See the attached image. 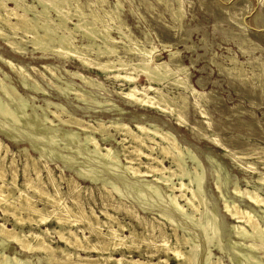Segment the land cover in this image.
Here are the masks:
<instances>
[{
	"label": "rangeland",
	"instance_id": "1",
	"mask_svg": "<svg viewBox=\"0 0 264 264\" xmlns=\"http://www.w3.org/2000/svg\"><path fill=\"white\" fill-rule=\"evenodd\" d=\"M25 1L28 4H34L39 7L38 2L34 3L33 0ZM70 2L72 4V8L69 7L70 5L68 4L67 6L69 8L67 7L66 11H69L70 9L71 14H67V16L74 14V7L78 3L80 6H82L81 10H85L83 13H85L87 17L89 16L88 19L91 17V15L95 17L97 15V28L101 30L103 28L102 32H100L101 30L98 32L97 40L95 39L96 45L94 48H91L93 49L92 51H89L91 50L90 48L85 47L88 43L87 40L82 37V30H76V32L74 31L73 34H69L68 32L62 30L58 31L59 35L65 33L67 36L71 35V37L73 38L72 44L78 50V56H76L77 54H75L74 56L69 55V57L67 56L68 54L65 55L66 53H55L50 49L45 50L46 52L50 50L46 53L45 51L37 49L36 47H34V44L31 40L33 39V34L30 32L28 34V32L26 33L25 31L20 30L19 32L17 31L16 33H13L7 26H4L2 28L6 35L9 36L8 40H10L11 42H15L17 43V45L19 44V46L25 48L24 51L19 52V54L12 47H10V45L7 44L6 40L0 38V97L2 99H0V111L5 110L2 107V103H4V107L6 106V110L7 108L8 111L10 110V108L12 110V113L11 110L10 112H8L10 114V118L8 116L7 118L4 114L3 116H5V118L7 119H4V117L2 118V112L0 115V122L2 121L4 123L6 121V123L4 124H2V122L0 123V128H3V130H5L6 132H4L5 134L0 132V140L11 149V152L8 154H6L4 149H2L0 152V154L2 153L1 156L4 158L3 163L5 165V168L8 171L7 178L10 180L12 179L11 170L13 168L16 169L19 173L20 186L25 182L23 170L24 165L26 164V158L22 150L27 149L30 153H32L34 157L37 158L40 156L39 152L42 153L45 151H50L49 155L46 154V152L45 154L42 153L44 155V161H47L51 165L54 178L59 182L62 191H68L67 183L61 181L62 172H64L67 177L76 178L79 181L81 188H90L91 190L89 191L84 190L81 192L82 196L80 206L83 207L86 212L88 211L87 213L89 214L91 209H94L95 212L99 215L101 221H107L102 211H108L112 214H115L122 224H127L131 228H134L138 233H141V235L145 232L143 227L131 215H127L124 212L116 214L113 210L112 202H104L101 194L102 190L99 189L103 188L104 183L106 185H109L110 182L113 183H110V185L107 186L108 188H115L118 186L117 188L119 190L121 189V194L126 197V200L127 198L131 200V197H133V200H146V198H149L146 201L150 202L152 206L151 208H154L155 210H159V208L174 209V202L172 201V198L177 195L178 198L176 199V203L182 206L185 211L181 214L175 211L174 219L176 220V227H178L177 233L178 235L184 236L186 239H189L194 245H198V264H204V260L208 257L212 259H209V262H216L220 260L221 264H256L259 262V264H264V251L261 252V250H259L260 252L252 251L253 253H250L251 250L248 246L259 245L258 248L260 249L261 247L264 250V232H258L257 234L260 236L251 235L252 230L243 224H239L245 229L242 233L232 229V225L234 223H237L230 219L227 213L224 212L225 210L223 211V205L225 201L229 203L239 204L238 206H240V208L253 211L254 216L258 219L257 220L255 218L258 224L261 225L264 229V207L251 206L246 198L236 196V194L234 193V189L238 186L242 190L248 189L251 191H259L261 192L259 194L264 197V0H182V2L181 0H119L120 5L117 4L118 1L116 0H103V2L101 0H76V2L75 0H70ZM86 4L88 5L86 6ZM116 6L121 8H116ZM182 7L183 11L181 10ZM118 9L119 11H117ZM178 10L180 11V13ZM54 13L55 12L51 11V15L53 17H50L52 18L54 25H56L58 24V17L56 13ZM182 15L184 16V18H180L183 17ZM116 16L118 19L116 18ZM89 20H91V18ZM77 22V18L73 17L70 21H68V26L74 29V25ZM21 31H23L29 37L25 36V34L23 32L21 33ZM105 32L106 34H111L110 37L113 40L111 41L112 43L109 42L108 45H113L117 49L118 55H116L117 58H115L116 56L111 57L110 60V62L114 63V65L116 64L115 69L117 70L114 69V71L108 73H102V70L98 69L97 67V64L99 62L106 61L103 58H99L97 54L100 50L99 48H105L103 47L105 46V43L102 40V35H106ZM74 34H76L77 37ZM20 41L25 43H22ZM119 41L120 43H118ZM27 42L31 43L29 44ZM56 43L57 42H55V44L53 43L52 45L56 47L58 45ZM81 45H83V47ZM128 46L134 49V54L130 55L129 53H127ZM35 48L37 49V51L35 50ZM154 50L156 53L152 52ZM165 50H169V52L173 53L174 56L170 59V53L164 52ZM87 51H89V54L86 53ZM146 51H151L152 53V56L149 55L152 57L151 65H155V63L156 65L161 63L166 64L167 70L166 68H161L162 70H158L157 73L159 75H164L166 73L168 79L166 78L165 81L163 80L162 82H157L155 80L153 81L151 79V82H149L150 80L144 74L146 69L141 72V64L144 63L145 58H148V55L145 53ZM83 56H85L87 59ZM81 58L90 61L88 64L91 65H88L86 67L83 66L80 60ZM6 61H10L14 66V69L11 68L10 65L8 66ZM120 62L127 64L126 68H120ZM18 66L22 68H19ZM47 67H49L50 69ZM119 69L121 70L119 71ZM136 69L138 71H136ZM19 71L22 73L18 74ZM134 71H136V73ZM160 71L162 72L161 74ZM166 71H168V73ZM238 71L239 73L243 71L244 73L242 74L244 76H241L240 78L241 74H238ZM118 72H120L123 76L126 73H130L131 75L129 74V76L136 79V84L133 86H136L141 93L143 92V90L151 88L149 94L147 93V95L149 98L153 99L154 105L146 107L138 103L131 102L132 100L125 96L131 88L129 83L126 80L124 81L122 79H114V74ZM74 73H79L86 78L94 80L95 82L92 85H87L80 78L75 77L73 75ZM24 75L27 76L25 77ZM136 75H138V77ZM28 76L30 77V80ZM178 79L181 83V85L179 86L174 83V80ZM1 83H4L3 85H5V89H7L9 84L11 83V86H9V88L7 89L8 94H6V90L3 91L4 88L1 89ZM99 84L102 85L99 86ZM187 87L188 89H186ZM78 88L81 90H79ZM11 93L13 96L11 95ZM15 93L19 95H16ZM80 94H82V98L80 97ZM83 95H85L86 97ZM7 96H11L10 99L12 100L8 99ZM138 97L142 96L138 95ZM18 98H20V100ZM161 98H163L166 103L159 102ZM24 99L25 101L28 100V103L25 102ZM89 100L90 102H88ZM93 100L95 101V103L93 102ZM12 101L14 102V105ZM5 102H7L8 107ZM49 102L53 105L48 104ZM109 102L111 103V105ZM54 104H57L58 106ZM26 105L29 106L26 107ZM49 105L53 107H50ZM22 106H25L26 109H29L25 110ZM156 108H158V110ZM19 110L21 113H19ZM54 112L58 113L63 120H68L70 119V117L77 118L86 124L93 125L94 127L100 123H105L104 125H106L107 127V132L105 133V135H93V141L98 142L97 144L101 146L100 151H96L93 142L87 140V136L90 133L86 134V131H83L79 127L76 128L77 126L75 125L63 124L61 119L55 117ZM8 113L6 112V115ZM15 113L19 115V117L22 114L23 117L24 115H27L24 117V119L21 118V120L28 119L27 121H29L27 122L28 124H25L23 126L29 125L31 122H33V124L31 123V125H29L30 127L26 126L27 128L22 126L20 127V125H22V122L19 120L20 118H17L18 116ZM65 113L70 117L65 116ZM35 115L37 118H35ZM179 115L182 117V120H184V124L178 122ZM11 117H13L14 119L17 118L18 120H13V118ZM8 119L11 121H8ZM11 122L12 124H10ZM35 122L36 124H38L39 122L38 125L40 126L42 124L44 125H42L41 127L37 125L35 129V127H32V125H36L34 124ZM113 122L126 125L128 124L130 130L139 136L141 135L139 126L149 129L151 133H154L155 130L161 133L163 131L171 132L172 138L174 140H163L162 138L157 136L155 139L156 143H147L146 145L149 147L143 148L144 153H153L152 157L154 160L149 162L145 157H141L140 160L131 162L130 159L131 157H133V155L131 156L130 154L131 152H133L132 148H135L136 143L133 142L128 136L126 137L122 132L118 130L116 131V129L113 130ZM18 123H20V125ZM6 125L8 126V128L4 127ZM43 126L50 128L49 130L46 129L45 131H49L51 134L49 132L48 134H46L47 132L45 133L44 131L45 127L44 129H42ZM10 127L12 128L11 131ZM13 127H16L17 129ZM33 129L35 130L36 134L34 133ZM37 129H42L43 131H37ZM14 130L17 132L13 133ZM20 130H26V132H21ZM71 130L76 134L72 135V132H68ZM37 132L41 134L39 135ZM22 133L26 134L22 135ZM151 133L150 135L152 136ZM6 134L8 137L10 135L11 136L8 138ZM30 134L33 135L32 137H35L36 139L32 140ZM49 134L54 138H52ZM64 134H67L65 135L66 137L71 134L70 136H68L69 138L67 137L68 139L73 136V139H71L72 143L70 142V140H67L65 138ZM109 134H111V136ZM26 135L27 137L30 136V138H27ZM45 135L47 137L49 136L51 139L47 138ZM77 135L79 136V140H76L78 138ZM40 136L44 138H40ZM60 136L65 138L64 140L66 141H64ZM12 137H15V139L19 138L18 140L25 141L23 145L19 146L14 142V139H11ZM37 137L40 140L42 139L43 141H40L39 139H37ZM58 139L61 140V142ZM73 140L77 141H74L76 144L73 142ZM102 140L105 141L102 142ZM64 143H66L67 145L65 146ZM30 144L37 146L41 150H35V148L37 147H34L33 145L30 146ZM80 144L82 145L80 146ZM67 146L69 147V149ZM82 146H86V150H84V147L81 148ZM162 147L167 148L168 151H163L161 149ZM49 148H51V150H49ZM62 148H64V150H62ZM66 148L68 150H66ZM107 148L112 149L111 153L108 155L106 152ZM170 148L172 151L169 150ZM186 149H188L189 152ZM19 150L21 151L19 152ZM32 150L35 152H33ZM52 150H55L57 152ZM69 150L72 152H70ZM88 150H90V152ZM80 151H82L81 154L85 152L83 154L84 156L80 154L82 156L81 157L79 155ZM173 151H175V154ZM54 152L60 157L63 155L65 158H57L58 155L55 156ZM87 152L91 154L89 155ZM53 153L54 155L52 156L51 154ZM116 153L119 155V157H117ZM180 154L183 155V164L186 171L190 173V175L188 176L190 178L187 177L186 183L189 184L190 180L195 177L196 173H203L205 171V179L203 178L202 181V193L204 192L202 194V197L203 200L206 197L204 200V205H206V208H204L203 206V209H199L200 212H194L191 207L188 208L185 199L179 198L180 193H178L176 190L170 189L177 188L179 186L181 181L178 177L174 176L168 183H163L160 180V175L162 174L166 177L169 176V169L172 172L173 170H178L176 169L178 160L176 157H178ZM47 156L49 159L47 158ZM68 156L72 158H69ZM128 156L130 159L128 158ZM118 158L120 159L121 163L119 162ZM65 159H67L68 161ZM50 160L52 162H50ZM74 160H79L83 163H80L78 161V163H80L81 165H75L77 162ZM156 161H158L159 163ZM172 161L176 162L174 163ZM72 163L75 164L72 165ZM100 163H103L102 166ZM108 163L111 165H109ZM113 163L114 165L116 164L115 167L118 170L114 169ZM151 163L154 164L152 165ZM118 164L122 165L123 167H120V165ZM159 164H161L162 166ZM103 165L106 168L103 167ZM149 165L151 167L162 170V172H156V174H145V172L147 171L146 168H148ZM110 166H112V168ZM118 166L120 169L118 168ZM84 167H87L89 169H85ZM162 167L165 168L162 169ZM196 167L197 169L199 167V169H194ZM41 168L42 181L46 183V185H43L42 188L53 191V187L49 183L47 171L43 166ZM122 168L123 170H121ZM76 169H78L79 171ZM124 169H126L127 171ZM134 169H137V173L134 172ZM61 170L63 171L61 172ZM96 170H99L100 173H98V171ZM110 171L113 172V175L109 173ZM85 172L90 173L91 175L95 174L96 179L98 178V182L99 180L101 182V178H103L104 180L106 178L107 180H102L101 183H97L98 185L79 180V173L85 174ZM114 173H116V175ZM31 174L35 178V173ZM122 175L124 176L121 177ZM226 178L228 180H226ZM216 182L220 183L217 184ZM142 184L143 186L140 187ZM145 185L146 187H148L146 188ZM167 185L170 188H168ZM134 187L137 189H135ZM191 188L193 187L191 186ZM124 189H128L127 192ZM140 189L141 191H144L143 194ZM171 191L174 193H172ZM155 192L159 194L155 195ZM127 193H130V195H128ZM29 194L33 195L31 191H29ZM140 194H142L144 199L142 198V196H140ZM159 195L162 197H159ZM186 195H188V193ZM167 196H169L170 198ZM35 198L37 200V206L43 208L44 202L41 201L37 195L35 196ZM151 198L154 199V201ZM161 198H165L166 200H161ZM68 201L70 203L69 205L73 204L70 199H68ZM161 202L164 205L160 204ZM77 207L79 208V206H76V208ZM208 209L210 210V212ZM140 213L144 216L141 211ZM153 213L156 214L157 212L155 211ZM210 213L215 214L217 218L215 217L214 221L217 222L212 221L214 216L212 217ZM0 216H3L2 212H0ZM146 216L151 219L157 218L156 216L152 215V212L151 216ZM203 217L205 218L202 219ZM8 219L10 220L8 225L11 226V224L13 223V218L8 217ZM202 220L205 222H203ZM215 223L218 224L216 225V227H219L218 231L215 227ZM206 224L208 226L212 224L209 228V230H211L208 231L210 237H213V232L216 231V236L220 235L218 236L219 239H217V242L219 241L218 246L217 242L214 240V242L212 241V244L210 246L205 245L207 243L202 229L203 227H206ZM30 228V225L27 224L25 231H29ZM43 228L45 229V227ZM48 228H57V224L50 223L48 225ZM77 228H83L81 223H79L78 226H72V229L74 231L77 230ZM34 229L37 232L39 231L36 226L34 227ZM163 229H165L164 231H166L165 234L170 243H168L170 247H179L176 242V237L174 236L175 233L172 231L170 224L165 225ZM188 229L191 231H189ZM246 230H248V232ZM126 234L129 236L128 231ZM239 234H242L243 236ZM80 235L82 234L80 233ZM194 235L196 236L195 240H192V238H194ZM238 235L242 237H239ZM87 236H90V234L87 233ZM249 236H251V239ZM252 236H254L255 238ZM151 238L153 239H151V244L149 245L147 243L145 244V242L138 241V243L140 244V247H138L139 249L132 248V250L127 251L124 249L122 251H117L114 254L119 258L122 257L123 254H126L127 257H132L143 262H158L160 258H162L163 261L169 258L170 264H177L174 255L172 253L166 254L162 249V238L159 236V233H155L154 236H151ZM196 238L201 239H198L199 243H197L198 241L196 240ZM244 238H246V240ZM91 241L96 242L97 238L95 236H92ZM252 241H254V243ZM52 244L54 247H64V244L61 243L57 237L53 239ZM233 244L237 245H235V247H240L235 248ZM220 245L223 249L220 247ZM184 247H182V250L183 252H186L187 248ZM244 247L246 249H244ZM203 250L204 252H201ZM207 250L210 251L208 252ZM222 250L224 251V254ZM207 252L210 256L207 254ZM245 252L248 255L245 256ZM83 255L85 256L87 254ZM90 255L94 256L95 258L98 257V254L96 253H92ZM242 255H244L245 257H243ZM249 255H254V257L257 255V257H255L254 259V257ZM204 256L206 257L204 258ZM33 259V263L38 264L37 257H34ZM255 260H258V262Z\"/></svg>",
	"mask_w": 264,
	"mask_h": 264
},
{
	"label": "bare ground",
	"instance_id": "2",
	"mask_svg": "<svg viewBox=\"0 0 264 264\" xmlns=\"http://www.w3.org/2000/svg\"><path fill=\"white\" fill-rule=\"evenodd\" d=\"M99 1V0H98ZM103 2V0H101ZM118 1L117 4H119V0H116ZM125 1V0H124ZM134 1V0H133ZM180 1V0H179ZM34 3H37L38 2V6L34 5V4H28L25 0H0V38L4 39L7 41V44L10 45V47H12L15 51H17L18 53L19 52H23L25 48L19 46V44L17 45V43L15 42H11L10 40H8L9 36L6 35V33L4 32V30L2 29L4 26H7L13 33H16L17 31L19 32L20 30H23L25 31L26 33L29 32L33 34V39L32 42L34 44V47H36L37 49L39 50H42V51H45L47 49H50L52 51H54L55 53L56 52H61V54H65L67 56H71V55H75L78 53V50L73 46L72 44V37L71 35L70 36H67L65 33H62L61 35H59L58 31L59 30H62V31H66L68 32L69 34H73L74 31L76 32V30H82V37L84 39L87 40V43L86 44V48H94L95 45H96V41L95 39L97 40V37H98V32L101 30V29H98L97 28V25H96V17L91 15V20L88 19L87 15H85V13H83L84 11L81 10L82 6H80L78 3H74L76 4L75 7H74V14L70 15V16H67V14H71V11L69 9V11H66L67 9V5L69 4L72 8V4L70 2V0H33ZM76 2V0H75ZM101 2V3H102ZM109 2V1H108ZM182 2V0H181ZM159 3V2H158ZM162 3V2H161ZM100 4V3H99ZM163 4V3H162ZM172 4V3H171ZM14 5V7H13ZM85 5V4H84ZM88 4H86L87 6ZM106 5V4H105ZM164 5V4H163ZM169 5V4H168ZM12 6V7H11ZM68 7V8H69ZM89 7V6H88ZM118 6H116L117 8ZM85 8V7H83ZM118 8H121V7H118ZM123 8V7H122ZM174 10V9H173ZM183 11V7L181 9ZM51 11L55 12L56 15H57V19H58V24L54 25V22L52 20V18L50 16L51 15ZM104 11V10H103ZM115 11V10H114ZM119 11V9L117 10ZM123 11V10H121ZM125 11V10H124ZM171 11V10H170ZM175 11V10H174ZM179 11V10H178ZM116 12V11H115ZM54 13V14H55ZM91 13V12H90ZM118 13V12H117ZM180 13V11H179ZM95 14V13H94ZM117 15V14H116ZM177 15V14H176ZM181 15V14H180ZM179 15V16H180ZM114 16V15H113ZM120 16V15H119ZM183 16V15H182ZM53 17V16H52ZM56 17V16H55ZM73 17H76L78 22L74 25V29L70 28L68 26V21H70ZM115 17V16H114ZM176 17V16H175ZM111 18V17H110ZM117 18V16H116ZM180 18H184L183 17H180ZM99 19V18H98ZM104 19V18H103ZM118 19V18H117ZM177 19V18H176ZM182 20V19H181ZM56 21V20H55ZM104 21V20H103ZM102 21V22H103ZM117 21V20H116ZM121 21V20H120ZM72 22V21H71ZM105 22V21H104ZM119 22V20H118ZM121 23V22H120ZM71 24V23H70ZM101 24V23H100ZM123 24V23H122ZM121 24V25H122ZM3 25V26H2ZM105 25V24H104ZM102 26V25H101ZM6 27V28H7ZM109 27V25H108ZM114 27V26H113ZM117 28V27H116ZM122 28V27H121ZM125 28V27H124ZM108 29V28H106ZM103 30V28H102ZM102 30L100 32H102ZM110 30V29H109ZM21 31V33L23 32ZM107 31V30H105ZM118 31V30H117ZM7 32V31H6ZM10 32V31H9ZM80 32V31H79ZM78 32V33H79ZM24 33V32H23ZM108 33V32H107ZM12 34V33H11ZM25 34V33H24ZM23 34V35H24ZM68 34V35H69ZM106 34V32H105ZM122 34V33H121ZM76 35V34H74ZM102 35V34H100ZM111 35V34H110ZM109 33L106 34V35H102V40L103 42L105 43V47L104 49L101 47L99 48L100 50L98 51V57L99 58H103L105 59L106 61L104 62H99L97 64V67L98 69L102 70V73H108V72H112L114 71V69L116 68L114 63L110 62L111 60V57H115L117 55V49L113 46V45H108V43H112L111 41L113 39H111ZM16 36V35H15ZM25 36H27L25 34ZM79 36V34H78ZM122 36V35H121ZM14 37V35H13ZM18 37V35H17ZM29 37V36H27ZM71 37V38H70ZM77 37V35H76ZM123 37V36H122ZM125 37V35H124ZM127 37V36H126ZM28 39V38H27ZM83 39V40H84ZM22 40V39H21ZM75 40V39H74ZM22 42V41H20ZM55 42H57L56 44H58L56 47H54L52 44ZM101 42V41H100ZM22 43H25V42H22ZM27 43H31V42H27ZM102 43V42H101ZM120 43V41L118 42ZM130 43V42H128ZM32 44V45H33ZM116 44V43H114ZM152 44V43H151ZM132 45V44H131ZM134 45V44H133ZM153 45V44H152ZM31 46V45H30ZM83 47V45H81ZM98 46V45H97ZM96 46V47H97ZM126 46V45H125ZM124 46V47H125ZM33 47V48H34ZM78 47V46H76ZM99 47V46H98ZM35 48V50L37 51V49ZM166 48V47H165ZM80 49V48H79ZM153 49V48H152ZM48 50V51H50ZM83 50V49H81ZM93 49L89 50V51H92ZM138 50V49H137ZM47 51V52H48ZM89 51H87L86 53H88ZM158 51V50H156ZM40 52V51H39ZM46 52V51H45ZM43 52V53H45ZM46 52V53H47ZM53 52V53H54ZM84 52V51H83ZM152 52H155L152 51ZM160 52V51H159ZM164 52H169L168 51H164ZM51 53V52H50ZM85 53V52H84ZM96 53V52H94ZM127 53H129L130 55L131 54H134L135 51L133 48H131L130 46H128V50H127ZM140 53V52H139ZM147 55H148V58L146 59L145 58V61L142 65V71H144V69H146L145 71V75L146 77L150 80H148L149 82H151V79L154 81H157V82H162L163 80L165 81V79L167 78V74L163 73L164 75H159L157 73L158 70H160L161 68H166L167 70V67H166V64L165 63H161V64H158L156 65H151V61H152V53L151 51H146L145 52ZM144 53V54H145ZM156 53V52H155ZM170 53V52H169ZM20 54V53H19ZM89 54V53H88ZM137 54V53H136ZM96 55V54H95ZM143 55V53H142ZM151 55V56H149ZM59 56V55H58ZM69 56V57H70ZM78 56V54L76 55ZM89 56V55H88ZM97 56V55H96ZM118 56V55H117ZM117 56L115 58H117ZM174 56L173 53H170L169 54V57L170 59ZM60 57V56H59ZM65 57V56H64ZM84 58H86L85 56H83ZM146 57V56H145ZM77 58V57H76ZM84 58H81V63L83 66H88V65H91V64H88L90 61H87L86 59ZM120 58V57H119ZM5 59V58H4ZM70 59V58H68ZM75 59V58H74ZM89 59V58H88ZM94 60V59H93ZM234 60V59H233ZM120 61V60H119ZM236 61V60H235ZM1 62V61H0ZM8 66L10 65L11 68L14 69V66L12 65V63L10 61H6ZM93 63V62H92ZM17 65V64H16ZM118 65V64H117ZM137 65V64H135ZM127 64H124L123 62H120V68H126ZM140 66V65H139ZM19 67V66H18ZM55 67V66H54ZM131 67V66H130ZM19 68H22V67H19ZM49 68V67H47ZM91 68V67H90ZM129 68V67H128ZM138 68V66H137ZM50 69V68H49ZM12 70V69H11ZM47 70V69H46ZM97 70V69H96ZM117 70V69H115ZM121 69H119L120 71ZM162 70V69H161ZM184 70V69H183ZM231 70V69H230ZM241 70V69H240ZM136 71H138L136 69ZM136 71H134L136 73ZM164 71V70H163ZM169 71V70H168ZM168 71H166L168 73ZM237 71V70H236ZM2 72V71H1ZM24 72V71H23ZM70 72V71H69ZM165 72V71H164ZM173 72V71H172ZM171 72V73H172ZM235 72V70H234ZM241 72V71H240ZM16 73V71H15ZM19 73H22V72H18ZM50 73V72H49ZM140 73V72H139ZM162 72L160 71V74ZM185 73V72H183ZM242 73H244L243 71L241 73H239L238 71V74H241L240 75V78L241 76H244ZM130 74V73H129ZM128 73H126L124 76L118 72V73H115L114 74V79H122V80H126L129 85L131 86L130 90L128 93H126V97H128L130 100H132L131 102L133 103H138L140 105H143V106H151V105H154L153 103V99L152 98H149L147 93L149 94V91L151 90L150 89H147V90H143V92L141 93L138 88L136 86H133L135 85V81L136 79L135 78H132L129 76ZM134 74V73H133ZM175 74V73H174ZM232 74V73H231ZM235 74V73H234ZM56 75V73H55ZM75 77H78L80 78L83 82H85L87 85H92L95 81L90 79V78H86L85 76L79 74V73H74L73 74ZM131 75V74H130ZM135 75V74H134ZM176 75V74H175ZM174 75V76H175ZM247 75V74H246ZM7 76V75H6ZM25 76V75H24ZM27 76V75H26ZM25 76V77H26ZM138 77V75H136ZM170 76V75H169ZM8 77V76H7ZM6 77V79H7ZM29 77V76H28ZM57 77V76H56ZM72 77V75H71ZM140 77V76H139ZM145 77V76H144ZM239 77V76H238ZM9 78V77H8ZM23 78V77H22ZM175 78V77H174ZM32 79V78H31ZM139 79V78H138ZM168 79V78H167ZM170 79V78H169ZM4 80V79H3ZM10 80V79H9ZM23 80V79H21ZM29 80H30V77H29ZM244 80V79H243ZM248 80V79H247ZM2 81V80H1ZM26 81V80H25ZM81 81V82H82ZM169 82V81H168ZM24 83V82H23ZM166 83V82H165ZM174 83L176 85H181L179 79L178 80H174ZM184 83V82H183ZM4 84V83H3ZM2 85L1 89L4 88L3 91H7V89L9 88V86H11L9 84L8 88H7V85H6V88L5 89V85ZM173 84V83H172ZM186 84V83H185ZM184 84V85H185ZM26 85V84H24ZM96 85V84H95ZM102 85V84H99V86ZM4 86V87H3ZM55 86V85H54ZM70 86V85H69ZM75 87V86H73ZM72 87V88H73ZM77 87V86H76ZM182 87V86H180ZM11 88V87H10ZM60 89V88H59ZM79 89V88H78ZM83 89V88H82ZM102 89V88H101ZM188 89V87L186 88ZM185 89V91H186ZM14 90V89H12ZM61 90V89H60ZM81 90V89H79ZM104 90V89H103ZM258 90V89H257ZM66 91V90H65ZM156 91V90H155ZM195 91V90H194ZM2 92V91H1ZM10 92V91H9ZM15 92V91H14ZM17 92V91H16ZM39 92V91H38ZM70 92V90H69ZM68 92V93H69ZM89 92V91H87ZM123 92V91H122ZM86 93V91H85ZM141 93V94H140ZM157 93V92H156ZM8 94V91L7 93ZM16 95H19L17 93H15ZM64 94V93H63ZM73 94V93H72ZM84 94V93H83ZM159 94V93H158ZM198 94V93H197ZM4 95V94H3ZM12 95V93H11ZM66 95V94H65ZM69 95V94H68ZM82 94H80V97H81ZM89 95V94H88ZM91 95V94H90ZM97 95V94H96ZM102 95V93H101ZM138 95H141L142 97H138ZM161 95V94H160ZM196 95V93H195ZM9 96V95H8ZM7 96V97H8ZM13 96V95H12ZM22 96V95H21ZM64 96V95H63ZM78 96V95H77ZM85 96V95H83ZM11 97V96H10ZM10 97H8V99H10ZM20 97V96H18ZM86 97V96H85ZM23 98V97H21ZM65 98V97H64ZM82 98V97H81ZM90 98V97H89ZM93 98V96H92ZM91 98V99H92ZM202 98V97H201ZM1 99V97H0ZM20 100V98H18ZM99 99V98H98ZM97 99V100H98ZM2 100V99H1ZM6 100V99H5ZM12 100V99H10ZM23 100V99H22ZM175 100V99H174ZM185 100V99H184ZM9 101V100H8ZM14 101V100H13ZM12 101L13 105H14V102ZM25 101V99H24ZM28 100H26L25 102H27ZM87 101V100H86ZM187 101V100H186ZM203 101V100H202ZM17 102V101H16ZM51 102V101H50ZM48 103V104H52V103ZM85 102V100H84ZM90 102V100L88 101ZM92 102V101H91ZM93 102L95 103V101L93 100ZM159 102H163V103H166V101L161 98L159 100ZM7 104V102H5ZM28 103V102H27ZM105 103V102H104ZM110 103V102H109ZM169 103V102H168ZM4 103H2V107L5 109V110H2L0 111V115H1V112H2V118L4 117V119H7L10 114L8 112H10V110L8 111V108L6 110V106L4 107L3 105ZM5 104V105H6ZM18 104V103H16ZM21 104V103H20ZM47 104V105H48ZM99 104V103H98ZM101 104V103H100ZM106 104V103H105ZM104 104V105H105ZM171 104V103H170ZM195 104V103H194ZM22 105V104H21ZM46 105V104H45ZM53 105V104H52ZM54 105H57V104H54ZM60 105V104H59ZM109 105V104H108ZM111 105V103H110ZM156 105V103H155ZM161 105V104H160ZM12 106V105H11ZM20 106V105H19ZM29 105H26V107H28ZM42 106V105H41ZM50 107H53L51 105H49ZM58 106V105H57ZM88 106V105H87ZM115 106V105H114ZM162 106V105H161ZM164 106V105H163ZM7 107H8V104H7ZM17 107V106H15ZM23 107V106H22ZM21 107V109H22ZM24 106L23 108L25 110L29 109ZM62 107V106H61ZM79 107V106H78ZM81 107V106H80ZM94 107V106H93ZM153 107V106H152ZM14 108V107H13ZM154 108V107H153ZM18 109V108H17ZM59 109V108H58ZM64 109V108H62ZM152 109V108H151ZM155 109V108H154ZM158 110V108H156ZM187 109V108H186ZM33 110V109H32ZM50 110V109H49ZM57 110V109H56ZM161 110V109H160ZM16 111V110H15ZM18 111V110H17ZM22 111V110H21ZM24 111V110H23ZM61 111V110H60ZM64 111V110H63ZM69 111V110H68ZM164 111V110H163ZM202 111H205V110H202ZM6 112L9 114L6 115ZM58 112V111H57ZM167 112V111H166ZM11 113H12V110H11ZM19 113L20 110H19ZM18 113V114H19ZM23 113V112H22ZM34 113V112H33ZM63 113V112H62ZM69 113V112H68ZM206 113V112H205ZM3 114L7 117L5 118V116H3ZM16 114V113H15ZM25 114V113H24ZM66 114V113H65ZM64 114V115H65ZM14 115V114H13ZM17 115V114H16ZM23 115V114H22ZM20 116L17 115L18 117L17 118H20L19 120L22 122H20L22 125H20V123H18L20 125V127H28L29 125H31V123L33 124V122H31L29 125H26V126H23L25 124H28L26 119L25 120H21V118L24 119L25 116L27 115H24L23 116ZM33 115V114H32ZM42 115V113H41ZM54 115L55 117L61 119V116L54 112ZM63 115V116H64ZM177 115V114H176ZM65 116H68V114H66ZM15 117V116H14ZM54 117V116H53ZM70 117V116H68ZM10 118V117H9ZM13 118V117H11ZM16 118V119H17ZM27 118V117H26ZM34 118V117H33ZM35 118L36 115H35ZM40 118V117H39ZM49 118V116H48ZM13 118V120H16ZM1 120V119H0ZM18 120V119H17ZM39 120V119H38ZM37 120V121H38ZM5 121V120H4ZM8 121H11L8 119ZM26 121V122H25ZM40 121V120H39ZM61 121L63 122V124H66V125H75L77 126L76 128H81L83 131H86V134H89L87 136V140L89 141H92L93 144H94V148L96 151H100V145H98L97 143L98 142H94L93 141V135H105V133L107 132V127L106 125H104L103 123H100L98 124L97 126H93V125H90V124H86L84 122H82L81 120L77 119V118H71L68 119V120H63L61 119ZM99 121V120H98ZM109 121V120H108ZM184 120H182V117L179 115L178 116V122L179 123H183ZM2 122V121H1ZM0 122V123H1ZM19 122V121H18ZM24 122V124H23ZM45 122V121H44ZM6 123V121L4 122ZM2 122V124H4ZM89 123V122H88ZM12 124V122L10 123ZM36 124V122L34 123ZM39 124V122H38ZM36 124L35 126L32 125V127H37ZM42 124V123H41ZM184 124V123H183ZM186 124V123H185ZM44 125V124H42ZM41 125V126H42ZM55 125V124H54ZM59 125V124H58ZM57 125V126H58ZM62 125V124H61ZM60 125V126H61ZM112 125V123H111ZM153 125V124H151ZM16 126V125H15ZM40 126V125H38ZM40 126V127H41ZM46 126V125H45ZM42 129H44V127ZM113 126H114V129H116V131H120L122 132L126 137L128 136L129 138H131V140L133 142L136 143V146L135 148H132L133 149V152H131V156L133 155V157H131V159L128 158L131 160V162L133 161H136V160H140L141 157H145L149 162L153 161V157H152V154H146L144 153L143 151V148L144 147H149L147 146L146 144L147 143H156L155 139L157 136H159L160 138H162L163 140H168V141H171L173 138H172V134L171 132H157L156 130L154 131V133H151V131L147 128H144L142 126H139V131L141 132V135H137L135 134L134 132H132L130 130V128L128 127V124H120V123H114L113 122ZM155 126V125H154ZM4 127H7L8 126H4ZM19 127V126H18ZM26 127V128H27ZM30 127V126H29ZM32 127H31V130H32ZM59 127V126H58ZM72 127V126H71ZM15 129H17L16 127H13ZM39 128V127H38ZM138 128V127H137ZM41 129V130H42ZM49 130L50 128H47L45 127L44 131L45 130ZM54 129V128H53ZM12 130V128L10 127V131ZM19 130V129H18ZM30 130V131H31ZM34 130V129H33ZM41 130H38L37 131H41ZM57 130V128H56ZM60 130V129H58ZM78 130V129H77ZM80 130V129H79ZM109 130V128H108ZM159 130H162V129H159ZM21 131V130H20ZM29 131V132H30ZM43 131V130H42ZM0 132L1 133H4L5 130H3V128H0ZM14 132H17V131H13ZM21 132H26L25 131H21ZM47 132V133H46ZM49 131H45L46 134H48ZM68 132H72V135H75L76 133L74 131H68ZM6 133V132H5ZM4 133V134H5ZM12 133V134H13ZM33 133V132H32ZM34 133H35V130H34ZM33 133V134H34ZM38 133V132H37ZM50 133V132H49ZM83 133V132H82ZM118 133V132H117ZM150 133L152 134V136L150 135ZM9 134V133H7ZM6 134V136H7ZM23 134H26V133H22ZM36 134V133H35ZM34 134V135H35ZM39 134V133H38ZM41 134V133H40ZM39 134V135H40ZM43 134V133H42ZM51 134V133H50ZM49 134V135H50ZM85 134V133H84ZM3 135V134H2ZM20 135V134H18ZM29 135V134H27ZM26 135V137H27ZM31 135V134H30ZM38 135V136H39ZM67 135V134H64V136ZM71 135V134H70ZM68 135V136H70ZM111 136V134H109ZM11 136V135H10ZM9 136V137H10ZM14 136V135H13ZM25 136V135H24ZM33 135H31L32 137ZM46 136V135H45ZM51 136V135H50ZM67 136V137H68ZM78 136V135H77ZM76 136V137H77ZM113 136V135H112ZM115 136V134H114ZM8 137V136H7ZM6 137V138H7ZM8 137V138H9ZM30 138V136H28ZM27 137V138H28ZM42 136H40L41 138ZM47 137V136H46ZM52 137V136H51ZM59 137V136H58ZM63 140L66 138L67 140H70V142L72 143L71 139H73V136L70 137V139H68L66 136L65 138H63L62 136H60ZM75 137V136H74ZM105 137V136H104ZM158 137V138H159ZM171 137V138H170ZM212 137V136H211ZM17 138V137H16ZM44 138V137H42ZM49 139H51L49 136L47 137ZM46 138V139H47ZM54 138V137H52ZM57 138V137H56ZM55 138V139H56ZM175 138V137H174ZM210 138V137H209ZM11 139H14V142L21 146L23 145L24 141L25 140H18V139H15V137H12ZM10 139V140H11ZM33 139H36L35 137H32V140ZM37 139H39L37 137ZM45 139V140H46ZM75 139V138H74ZM110 139V138H109ZM176 139V138H175ZM40 140V139H39ZM38 140V142H39ZM42 140V139H41ZM40 140V141H41ZM59 140V139H58ZM62 140V141H63ZM76 140H79V136ZM130 140V139H129ZM162 140V141H163ZM174 140V139H173ZM213 140V139H212ZM12 141V140H11ZM35 141V140H34ZM37 141V140H36ZM43 141V140H42ZM61 142V140H59ZM66 141V140H64ZM63 141V142H64ZM75 140H73L74 142ZM105 141V140H104ZM102 140V142H104ZM110 141V140H109ZM107 141V142H109ZM148 141V142H147ZM50 142V141H49ZM57 142V141H55ZM69 142V141H68ZM67 142V143H68ZM77 142V141H75ZM74 142V143H75ZM111 142V141H110ZM114 142V141H113ZM121 142V141H120ZM124 142V140H123ZM126 142V141H125ZM175 142V141H173ZM214 142V141H213ZM216 142V141H215ZM53 143V142H52ZM119 143V142H118ZM117 143V144H118ZM131 143V142H130ZM29 144V143H28ZM65 146L67 145L66 143H64ZM76 144V143H75ZM83 144V143H82ZM80 144V146L82 145ZM122 144V143H121ZM171 144V143H170ZM176 144V143H175ZM33 145V144H30V146ZM60 145V143H59ZM62 145V144H61ZM88 145V143H87ZM135 145V144H134ZM172 145V144H171ZM174 145V144H173ZM34 146V145H33ZM58 146V145H57ZM69 146V145H68ZM67 146V147H68ZM79 146V145H78ZM92 146V145H91ZM90 146V147H91ZM121 146V145H119ZM15 147V146H14ZM34 147H37V146H34ZM52 147V146H51ZM71 147V146H70ZM84 147V150H86V146H82L81 148ZM159 147V146H157ZM46 148V147H44ZM88 148V147H87ZM93 148V147H92ZM125 148V147H124ZM181 148V147H180ZM4 149L6 154L10 153L11 152V149L10 147H8L7 145H5L1 140H0V152L1 150ZM33 149V148H32ZM40 148H35V150H38ZM43 149V148H42ZM53 149V148H52ZM69 149V147H68ZM66 148V150H68ZM79 149V148H78ZM131 149V150H132ZM147 149V148H146ZM156 149V148H155ZM163 151H168L167 148H164L162 147L161 148ZM160 149V150H161ZM174 149V148H173ZM41 150V149H40ZM44 150V149H43ZM47 150V149H45ZM49 150H51V148H49ZM59 150V149H58ZM62 150H64V148H62ZM71 150V149H70ZM69 150V151H70ZM111 150L112 149H106V152H107V155L111 153ZM127 150V148H126ZM151 150V149H149ZM148 150V151H149ZM171 150V148L169 149ZM188 151V149H186ZM263 150V149H262ZM21 150H19L20 152ZM33 151V150H32ZM52 151H55V150H52ZM76 151V150H75ZM90 152V150H88ZM124 151V150H123ZM153 151V150H152ZM151 151V152H152ZM162 151V152H163ZM172 151V150H171ZM22 152L24 153V156L26 158V164L24 165V176H25V182L20 186L19 184V173L16 169H13L11 170V175H12V179H8L7 178V170L5 168V165L3 163V160L4 158L1 156L0 154V207H1V210L0 212H2L3 216H0V264H34L33 263V258L34 257H37L38 259V264H170L169 263V258L165 259L163 261L162 258H160L158 260V262H154V261H147V262H143L141 260H137V259H134L132 257H127L126 254H123L122 257H116L115 256V252L117 251H122V250H132V248H138L140 247V244L138 243V241H141V242H145V244L147 243L148 245L151 244V236H154L155 233H159V236L162 238V249L164 250V252L166 254H170L172 253L174 255V258L176 259L177 261V264H198V255H199V251H198V245L196 246V244L194 245L189 239H186L184 236H180L178 235L177 233V229L178 227H176V220L174 219V214H175V211L179 212L180 214L185 212L183 207L180 206L179 204L176 203V199L178 198L177 195H175L173 198H172V201L174 202V209H171V208H159L158 209H154V208H151V204L150 202H147L146 200H148L146 198V200H140V199H136V200H133V197H131L132 199L127 200L125 199L126 197L123 196L121 193V189L119 190L117 187L115 188H108L107 186L110 185V183L112 182H108L109 185L107 184H103V188H99L100 190H102L101 194H102V198L104 199V202H112V207H113V210L116 214L118 213H121V212H124L126 213L127 215H131L134 219H136L138 221V223L143 227L144 229V234L141 235V233H138L134 228H131L130 226H128L127 224L124 225L122 224L117 216L115 214H112L108 211H102L103 215L105 216L106 220L107 221H101L100 220V217L99 215L95 212L94 209H91L90 211V214L86 212V210L80 206V201H81V192L82 191H89L91 190L90 188H81V185L79 183V181L76 179V178H73V177H67V175L62 172L63 170H61L62 174H61V181L67 183V186H68V191H65L63 192L62 189L60 188V184L59 182L54 178V174H53V170L51 168V165L47 162V161H44V155L42 153L45 154V152H39V157H34L32 155V153H30L27 149H24L22 150ZM35 152V151H33ZM50 152V151H49ZM49 152L47 151L46 154L49 155ZM57 152V151H55ZM54 152V153H55ZM72 152V151H70ZM92 152V151H91ZM161 152V153H162ZM174 154H175V151H173ZM189 152V151H188ZM37 153V152H36ZM51 154L52 156L54 155ZM64 153V152H63ZM82 153V151H80L79 155ZM85 153V152H84ZM83 153V154H84ZM88 153V152H87ZM125 153V152H124ZM192 153V152H191ZM77 154H78V151H77ZM81 154V155H83ZM89 154V153H88ZM91 154V153H90ZM89 154V155H90ZM114 154V153H113ZM117 154V153H116ZM115 154V156H116ZM129 154V153H127ZM163 154V153H162ZM172 154V153H171ZM173 154V155H174ZM183 154V153H182ZM180 154L178 157H176L178 160H177V168L178 169L177 171H174L173 172L169 169V176H164L163 174L160 175L161 178L160 180L163 182V183H168L169 181L172 180V178L174 176L178 177L179 180L181 181L179 186L177 188H170V189H173V190H176L178 193H180L179 195V198H182V199H185L187 205H188V208L191 207L192 210H194V212H198L199 209H203L202 207L204 206V208H206L204 205V200H203V197H202V181H203V178L205 179L204 177V172L203 173H196L195 177L192 178L188 183H186L187 181V177L190 175V173H188L184 167V164H183V155ZM188 154V153H187ZM58 155V154H57ZM56 153H55V156H57ZM61 155V154H60ZM80 155V156H81ZM93 155V154H92ZM177 155V154H176ZM195 155V154H194ZM233 155V154H232ZM63 156V155H62ZM61 156V157H62ZM77 156V155H76ZM84 156V155H83ZM97 156V155H96ZM99 156V155H98ZM127 156V155H126ZM188 156V155H187ZM205 156V155H204ZM60 156L58 155L57 158H59ZM60 157V159H64L65 157L63 156L62 158ZM69 158H72L70 156H68ZM82 157V156H81ZM117 157H119V155L117 154ZM122 157V156H121ZM46 158V157H45ZM48 158V156H47ZM51 158V157H50ZM67 158V157H66ZM68 158V159H69ZM78 158V157H77ZM101 158V157H100ZM127 158V159H128ZM208 158V157H206ZM49 159V158H48ZM55 159V157H54ZM53 159V160H54ZM119 159V158H118ZM165 159V158H164ZM186 159V158H185ZM184 159V160H185ZM189 159V158H188ZM46 160V159H45ZM58 160V159H57ZM56 160V161H57ZM67 160V159H65ZM72 160V159H71ZM14 161V160H13ZM60 161V160H59ZM68 161V160H67ZM76 161L77 163H72L77 165V164H80V163H83L81 161H79L80 163H78L77 160H74ZM73 161V162H74ZM213 161V159H212ZM211 161V162H212ZM15 162V161H14ZM50 162H52L50 160ZM64 162V161H62ZM108 162V161H107ZM119 162L121 163L120 159H119ZM142 162V161H141ZM158 162V161H156ZM155 162V163H156ZM172 162H176V161H172ZM66 163V161H65ZM91 163V162H90ZM111 163V162H110ZM127 163V162H126ZM130 163V162H129ZM159 163V162H158ZM164 163V162H162ZM15 164V163H14ZM53 164V163H52ZM101 166L103 163H100ZM109 164V163H108ZM136 164V163H135ZM144 164V163H142ZM152 164V163H151ZM154 164V163H153ZM152 164V165H153ZM199 164V163H198ZM81 165V164H80ZM92 165V164H91ZM111 165V164H109ZM114 165V163H113ZM116 165V164H115ZM114 165V169H116ZM120 165V164H118ZM131 165V164H129ZM161 165V164H159ZM158 165V166H159ZM202 165V164H201ZM221 165V164H220ZM44 167V169L47 171L48 173V177H49V183L50 185L53 187V191H50L48 189H45V188H42L43 185H46L45 182L42 181V168L41 167ZM84 166V165H83ZM82 166V167H83ZM100 166V165H98ZM122 165H120L121 167ZM126 166V165H124ZM162 166V165H161ZM223 166V165H222ZM77 167V166H76ZM103 167H105L103 165ZM108 167V165H107ZM112 168V166H110ZM123 167V166H122ZM172 167V166H171ZM70 168V167H69ZM85 168V167H84ZM87 168V167H86ZM85 168V169H86ZM102 168V167H101ZM106 168V167H105ZM119 168V166H118ZM125 168V167H124ZM165 168V167H164ZM162 167V169H164ZM187 168V167H186ZM203 168V166H202ZM222 168V167H221ZM72 169V168H71ZM89 169V168H87ZM91 169V168H90ZM120 169V168H119ZM141 169V168H140ZM147 171L145 172V174H151V173H155L156 172H162V170H159L158 168H154V167H151L150 165L148 166V168H146ZM194 169H197L194 168ZM199 169V167H198ZM197 169V170H198ZM220 169V168H219ZM73 170V169H72ZM75 170V169H74ZM78 170V169H76ZM118 170V169H116ZM123 170V168L121 169ZM126 170V169H124ZM196 170V171H197ZM201 170V169H200ZM204 170V169H203ZM79 171V170H78ZM89 171V170H87ZM91 171V170H90ZM94 171V170H93ZM99 172V170H96ZM107 171V170H106ZM120 171V170H119ZM118 171V172H119ZM127 171V170H126ZM125 171V172H126ZM81 172V171H80ZM84 172V171H83ZM116 172V171H115ZM134 172L137 173V169H134ZM31 173H35V178L32 176ZM93 173V172H92ZM109 173H113V172H109ZM120 173V172H119ZM123 173V172H122ZM130 173V172H129ZM217 173V172H215ZM222 173V172H221ZM116 175V173H114ZM124 174V173H123ZM127 174V173H126ZM193 174V173H192ZM77 175V174H76ZM113 175V174H112ZM120 175V174H119ZM216 175V174H215ZM223 175V174H222ZM227 175V174H226ZM98 176V175H97ZM124 175H122L121 177H123ZM128 176V175H127ZM130 176V175H129ZM153 176V175H152ZM219 176V175H218ZM118 177V176H117ZM138 177V176H137ZM157 177V176H156ZM175 177V179H176ZM226 177V176H224ZM228 177V176H227ZM127 178V177H126ZM190 178V177H188ZM217 178V177H216ZM221 178V177H220ZM260 178H263V177H260ZM78 179L81 180V181H84V182H87V183H91V184H94L96 185L98 182V178L96 179L95 177V174L91 175L90 173H86L85 174H81L79 173L78 175ZM100 179V178H99ZM102 180H104L103 178H101ZM128 179V178H127ZM223 179V178H222ZM221 179V180H222ZM101 180V182H102ZM105 180H107L105 178ZM104 180V181H105ZM137 180V178H136ZM155 180V179H154ZM213 180V179H212ZM217 180V179H216ZM226 180H228L226 178ZM127 181V180H126ZM140 181V180H139ZM158 181V180H157ZM205 181V180H204ZM100 182V183H101ZM107 182V181H106ZM151 182V181H150ZM257 182V181H256ZM263 182H264V178H263ZM131 183V182H130ZM148 183V182H147ZM178 183V182H177ZM205 183V182H204ZM217 183V182H216ZM220 183V182H218ZM217 183V184H218ZM113 184V183H112ZM116 184V183H115ZM146 184V183H144ZM158 184V183H157ZM226 184V183H225ZM230 184V183H229ZM98 185V184H97ZM122 185V184H121ZM136 185V184H135ZM148 185V184H147ZM150 185V184H149ZM170 185V184H169ZM175 185V184H174ZM227 185H228V182H227ZM263 185V184H262ZM125 186V185H124ZM138 186V184H137ZM143 184L140 186L142 187ZM191 186L193 188H191ZM249 186V185H247ZM246 186V187H247ZM127 187V186H126ZM146 187V185H145ZM148 187V186H147ZM146 187V188H147ZM150 187V186H149ZM161 187V186H160ZM233 187V186H232ZM254 187V186H253ZM263 187V186H262ZM122 188V187H121ZM128 188V187H127ZM133 188V187H132ZM131 188V189H132ZM135 188V187H134ZM154 188V187H153ZM216 188V187H215ZM137 189V188H135ZM152 189V188H151ZM157 189V188H156ZM221 189V188H220ZM254 189V188H253ZM263 189V188H262ZM123 190V189H122ZM126 192L128 189H124ZM130 190V189H129ZM139 190V188H138ZM147 190V189H146ZM149 190V189H148ZM153 190V189H152ZM155 190V189H154ZM168 190V189H167ZM217 190V189H216ZM29 191H31L33 193V195H30L29 194ZM131 191V190H130ZM136 191V190H135ZM134 191V192H135ZM141 191V189H140ZM170 191V190H169ZM142 194L144 191H141ZM149 192V191H148ZM157 192V190H156ZM155 192V193H156ZM158 192H159V189H158ZM163 192V191H162ZM161 192V193H162ZM172 192V191H171ZM133 193V192H132ZM153 193V192H152ZM151 193V194H152ZM174 193V192H172ZM188 193V195H186ZM234 193L236 194V196H240V197H243V198H246V200L250 203L251 206H254V207H264V197L261 196L259 193V191H251V190H242L240 189L238 186L234 189ZM128 194V193H127ZM142 194H140V196H142ZM149 194V193H148ZM159 193H156L155 195H157ZM165 194V193H164ZM190 194V195H189ZM38 196L40 198L41 201L44 202V207L43 208H40L37 206V200L35 198V196ZM130 195V193L128 194ZM139 195V193H138ZM145 195V194H144ZM150 195V194H149ZM167 195V194H166ZM127 196V195H126ZM172 196V195H171ZM138 197V196H137ZM147 197V196H146ZM157 197V196H156ZM159 197H162L159 195ZM169 197V196H167ZM135 198V197H134ZM139 198V197H138ZM143 198V196H142ZM158 198V197H157ZM170 198V197H169ZM68 199H70L72 201V205H69V201ZM144 199V198H143ZM152 199V198H151ZM159 199V198H158ZM165 199V198H164ZM161 198V200H164ZM242 199V198H241ZM126 200V201H125ZM154 201V199H152ZM151 200V201H152ZM157 200V199H156ZM166 200V199H165ZM164 200V201H165ZM180 200V199H179ZM226 200V199H225ZM156 202V201H155ZM169 202V201H168ZM231 202V201H230ZM129 205H128V204ZM206 203V201H205ZM158 204V203H157ZM156 204V205H157ZM160 204H163L162 202ZM159 204V205H160ZM208 204V203H207ZM164 205V204H163ZM239 204H235V203H229L227 201L224 202V209L223 211L225 213H227V215L230 217V219L234 222H236L237 224H233L232 225V229L234 230H237L239 232H244V228L243 226L239 225V224H243L245 225L246 227H249L251 230H252V233L251 235H255V236H260L258 235L257 233H262L264 232V229L261 225L258 224L257 222V218L254 216L253 214V211H250V210H245V209H242L240 208V206H238ZM76 206H79V208ZM162 206V205H161ZM167 206V205H166ZM158 207V206H157ZM208 207V206H207ZM173 208V207H172ZM191 210V211H192ZM206 210V209H205ZM209 210V209H208ZM207 210V211H208ZM140 211L144 214V216L140 213ZM157 212L156 214H154L153 212ZM188 211V210H187ZM151 212H152V215L156 216L157 218L155 219H151L149 217H147L146 215H150L151 216ZM200 212V211H199ZM204 212V211H202ZM210 212V210H209ZM208 212V213H209ZM213 212V211H211ZM192 213V212H191ZM190 213V214H191ZM193 214V213H192ZM206 214V212H205ZM212 215V217L214 216L213 220H215V214L213 213H210ZM25 215V216H24ZM208 215V214H207ZM206 215V217H207ZM180 216V215H179ZM185 216V215H184ZM200 216V215H199ZM205 216V215H204ZM8 217H12L13 218V223L11 224V226L8 225L9 223V219ZM181 217V216H180ZM183 217V216H182ZM264 217V216H263ZM188 218V217H187ZM186 218V219H187ZM205 217H203L202 219H204ZM217 218V217H216ZM257 220H256V219ZM192 219V218H191ZM188 220V219H187ZM198 220V219H197ZM196 220V221H197ZM3 221V222H1ZM189 221V220H188ZM203 221V220H202ZM191 222V221H190ZM205 222V221H203ZM202 222V223H203ZM214 222H217V221H214ZM50 223H56L57 224V228H54V229H51V228H48V225ZM79 223H81V225L83 226V228H77V230H73L72 229V226H78ZM189 223V222H188ZM193 223V222H192ZM209 223H210V220H209ZM29 224L30 225V230L29 231H25V228H26V225ZM170 224V227L172 228V231L175 233V237H176V242H177V245H179V247H175V248H171L170 247V243L168 241V238L165 234L166 231H164L165 229H163V227L165 225H169ZM199 224V223H198ZM204 224V223H203ZM213 224V223H212ZM211 224V225H212ZM179 225V224H178ZM196 225V224H195ZM194 225V226H195ZM210 225V226H211ZM216 225H218L217 223H215V227ZM37 227L38 228V232L35 231L34 227ZM180 226V225H179ZM200 226V225H199ZM207 224H206V227H203L202 229V232H203V235L205 236V240H206V243L205 245H208L210 246L212 244V241H216L217 242V239L218 236L220 235H217L216 236V233L218 231V228L219 227H216L217 231L216 232H213V237H210L209 236V228L210 226H208L207 228ZM45 227V229L43 228ZM193 227V226H192ZM183 228V227H182ZM181 228V229H182ZM185 228V227H184ZM199 228V227H198ZM214 228V227H213ZM231 228V227H230ZM186 229V228H185ZM184 229V230H185ZM187 230V229H186ZM189 230V229H188ZM127 231L129 232V236L126 234ZM191 231V230H189ZM214 231V230H213ZM233 231V230H232ZM248 232V230H246ZM82 235H80V233ZM184 232V231H183ZM87 233L90 234V236H87ZM195 233V232H194ZM193 233V234H194ZM191 234V233H190ZM239 235H242V234H239ZM238 235V236H239ZM264 235V234H263ZM92 236H95L97 238V241L96 242H92L91 241V238ZM190 236V235H189ZM192 236V235H191ZM237 236V234H236ZM243 236V235H242ZM242 236H239V237H242ZM58 238L59 241L61 243L64 244V247H60V246H57V247H54L53 244H52V241L54 238ZM195 235H194V238H192V240L194 239L195 240ZM247 237V236H246ZM250 239H251V236H249ZM248 237V238H249ZM254 237V236H252ZM238 238V237H237ZM255 238V237H254ZM253 238V239H254ZM200 239V238H198ZM196 238V240L198 241L197 243H199V240ZM216 239V240H215ZM241 239V238H240ZM246 240V238H244ZM243 239V240H244ZM248 239V240H250ZM201 240V239H200ZM230 240V239H229ZM239 240V239H238ZM213 241V242H214ZM231 241V240H230ZM242 241V240H241ZM215 242V243H216ZM219 242V241H218ZM217 242V246L219 245ZM248 242V241H247ZM254 243V241H252ZM169 243V244H168ZM204 243V242H203ZM232 243V242H231ZM230 243V244H231ZM221 244V243H220ZM243 244V243H242ZM204 245V244H203ZM222 245V244H221ZM220 245V247H221ZM234 245V244H233ZM232 245V247H233ZM236 245V244H235ZM234 245V247H235ZM186 246V247H184ZM214 246V245H213ZM216 246V245H215ZM223 246V245H222ZM237 246V245H236ZM242 246V245H241ZM247 246V245H245ZM249 246V249L251 250L250 253H253L252 251H259L261 250L264 251L261 247L260 249L258 248V246H255V245H248ZM160 247V246H159ZM181 247V248H180ZM182 247L184 248H187V251L186 252H183L182 250ZM240 247V246H238ZM238 247H235V248H238ZM156 248V247H154ZM201 248V247H200ZM217 248V247H216ZM222 248V247H221ZM139 249V248H138ZM202 249V248H201ZM200 249V250H201ZM215 249V248H214ZM223 249V248H222ZM232 249V248H231ZM243 249V248H241ZM244 249H246L244 247ZM137 250V249H136ZM150 250V249H149ZM158 250V249H157ZM186 250V249H185ZM234 250V249H233ZM208 251V250H207ZM210 251V250H209ZM208 251V252H209ZM223 251V250H222ZM232 251V250H231ZM235 251V250H234ZM82 252V253H81ZM130 252V251H129ZM135 252V251H134ZM140 252V251H139ZM138 252V253H139ZM201 252H204L201 251ZM207 252V254H208ZM221 252V251H220ZM233 252V251H232ZM240 252V251H239ZM260 252V251H259ZM92 253H96L98 254V257L95 258L94 256H91L90 254ZM256 253V252H255ZM258 253V252H257ZM83 254H87V255H83ZM206 254V253H204ZM223 254H224V251H223ZM234 254V253H233ZM209 255V254H208ZM248 255L246 254L245 252V256ZM210 256V255H209ZM243 257H245L244 255H242ZM249 256H252L254 257V255H249ZM151 257V256H150ZM206 256H204L205 258ZM257 257V255L255 256ZM254 257V259H255ZM261 257V256H260ZM152 258V257H151ZM262 258V257H261ZM209 257L207 259L204 260V264H221V261H216V262H209ZM249 259V258H248ZM212 260V259H210ZM262 260V259H261ZM201 261V260H200ZM231 261V260H230ZM248 261V260H247ZM258 262V260H255ZM249 262V261H248ZM232 263V262H231ZM260 263V262H259ZM259 263H256V264H259ZM262 263V261H261ZM233 264V263H232ZM254 264V263H252Z\"/></svg>",
	"mask_w": 264,
	"mask_h": 264
}]
</instances>
